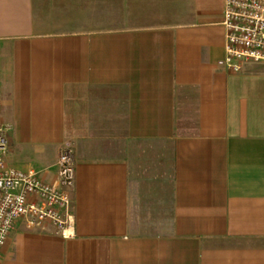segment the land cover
Here are the masks:
<instances>
[{
  "label": "crops",
  "instance_id": "1",
  "mask_svg": "<svg viewBox=\"0 0 264 264\" xmlns=\"http://www.w3.org/2000/svg\"><path fill=\"white\" fill-rule=\"evenodd\" d=\"M224 0H0L6 163L71 227L15 221L0 264H264V62L224 57Z\"/></svg>",
  "mask_w": 264,
  "mask_h": 264
},
{
  "label": "built area",
  "instance_id": "2",
  "mask_svg": "<svg viewBox=\"0 0 264 264\" xmlns=\"http://www.w3.org/2000/svg\"><path fill=\"white\" fill-rule=\"evenodd\" d=\"M221 24L224 57L217 64L240 71L244 62H264V0H224ZM6 126L0 111V251L16 220L27 226L55 224L66 232L72 224L70 207L74 155L64 147L57 158V179L44 181L35 171L10 167L5 160Z\"/></svg>",
  "mask_w": 264,
  "mask_h": 264
}]
</instances>
